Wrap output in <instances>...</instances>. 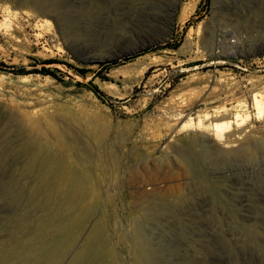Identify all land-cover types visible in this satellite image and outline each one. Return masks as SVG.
Masks as SVG:
<instances>
[{"label": "rangeland", "instance_id": "1", "mask_svg": "<svg viewBox=\"0 0 264 264\" xmlns=\"http://www.w3.org/2000/svg\"><path fill=\"white\" fill-rule=\"evenodd\" d=\"M263 91L264 0H0V264H264ZM236 104L212 153L181 128Z\"/></svg>", "mask_w": 264, "mask_h": 264}, {"label": "bare ground", "instance_id": "2", "mask_svg": "<svg viewBox=\"0 0 264 264\" xmlns=\"http://www.w3.org/2000/svg\"><path fill=\"white\" fill-rule=\"evenodd\" d=\"M85 59H92V60L95 59L96 61H103V62L105 61L108 62L109 60H111V58H104L105 60H99V59L91 58V57H85ZM252 103H253V107L257 110V112L262 113L264 111V93L253 94ZM238 106L239 104L225 107L224 109L226 112H224L225 114L224 115L222 114V116L220 117L216 116V117L210 118L209 114H203V115H198L196 119L190 118L189 120L184 121L181 124V128L189 127V128H192L193 130H198L199 131L198 134H200L201 137L197 138L195 141L199 142V146L203 149V151H205V153H212L214 151V146L212 144V141L205 138L204 135H206V133L212 134L216 140L225 139L227 144L222 145L223 147L230 145L229 144L230 142L235 141L237 133L235 131L230 132L232 123H235V125L239 126L246 120L245 117L246 118L248 117V115H245V117L242 116L236 110ZM62 138H65V137H62ZM94 141L99 142L98 140H94ZM29 144L31 148L30 156L32 158L36 156V154L39 153L38 150L40 147L47 145L40 140H30ZM75 144L77 145V147L73 145L72 147L70 146L68 147L71 153V159L77 160V162H79V165L74 164L71 159L67 162V164H65L64 162H62L61 160H58L54 156L52 158V162H53V165L55 166V170L57 173L56 177L58 179L59 186H62V184H64V181H65L68 187L69 191H68V194H67L68 196L66 199L67 206L69 208L76 207L75 211L80 213V212H84L88 210L87 205H84L83 203L85 202V199H87V196H88V190H87L88 180L91 181V178L88 177V174H87L88 168L87 169L84 168L83 170L81 169L82 163L87 164L89 162H92L94 166L98 163L99 158L97 156L90 155V152L88 150L86 143L79 144L75 142ZM246 144L247 142H245V144L243 145H240V147L242 146L246 147L247 146ZM233 145L236 146L237 144L235 145L234 143ZM262 146H264V141L262 143Z\"/></svg>", "mask_w": 264, "mask_h": 264}, {"label": "trees", "instance_id": "3", "mask_svg": "<svg viewBox=\"0 0 264 264\" xmlns=\"http://www.w3.org/2000/svg\"><path fill=\"white\" fill-rule=\"evenodd\" d=\"M166 47H168V46H166ZM51 61H53V60H45L44 62H51ZM37 71H39V72H41L43 74H45V73L51 74L47 68H41L40 70H37ZM82 85L85 86L87 89H90V90H92L95 93H98V91L95 88V86L91 85L90 82H86V83H84Z\"/></svg>", "mask_w": 264, "mask_h": 264}, {"label": "water", "instance_id": "4", "mask_svg": "<svg viewBox=\"0 0 264 264\" xmlns=\"http://www.w3.org/2000/svg\"><path fill=\"white\" fill-rule=\"evenodd\" d=\"M261 52H256V54H260ZM96 62H103V61H96ZM106 62V61H105Z\"/></svg>", "mask_w": 264, "mask_h": 264}]
</instances>
